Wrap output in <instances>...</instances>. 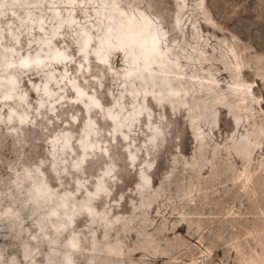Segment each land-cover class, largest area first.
I'll return each mask as SVG.
<instances>
[{"label": "rangeland", "instance_id": "obj_1", "mask_svg": "<svg viewBox=\"0 0 264 264\" xmlns=\"http://www.w3.org/2000/svg\"><path fill=\"white\" fill-rule=\"evenodd\" d=\"M40 4L39 10L33 7ZM115 9L127 14L142 11L157 24L165 37V53L183 65L187 97L195 92L196 101H175V93L161 86L165 75L150 74L141 65L151 78L144 82V72L133 68L136 59L130 55L128 66L134 74L124 80L122 57L108 55V45L115 41L110 23L120 18ZM69 15L70 25L58 24ZM38 18L41 30L34 22ZM53 27L55 39L44 47ZM81 28L87 38L76 35ZM85 44L91 53L88 72H82L92 81L87 95H95L103 108H114L122 96L127 114L132 111L134 90L135 103L150 110L153 122L164 132L163 146L151 154L155 166L142 180L139 164L130 166L121 137L113 145L105 135L101 147L110 149L109 154H98V161L87 165L86 190L77 191L69 180L64 186L50 183L54 201L63 196L68 213L55 205L57 216H51L52 204L24 206L27 198L16 187L23 180V167L46 158L45 141L69 130L67 111L80 113L71 128L77 135L89 118L104 133L112 127L97 118L98 110L89 113L87 100L60 109L57 118L63 117V122L49 127L37 121L47 132L28 125L9 134L0 125V215L18 213L15 219H0V256L5 261L15 256L20 264H66L67 256L72 264H264V0H7V6L0 0V87L5 72L19 74L2 64L7 53L15 63L23 57L31 59L42 47L44 52L53 48L63 52L66 47L82 63L79 50ZM101 60L104 66L97 64ZM65 68L75 76L78 63L56 65L58 72ZM20 71L27 72L21 76L25 90L41 82L35 72ZM193 75L201 82H206L205 77L213 82L216 100L192 85ZM101 76L103 87L92 79ZM78 83L83 87V80ZM72 92L69 98L76 99ZM36 99V93L29 91L30 102ZM140 119L142 125L147 122L144 116ZM144 141V135H137L136 147ZM109 157L119 169L120 182L109 186L110 197L91 199L88 193L95 192Z\"/></svg>", "mask_w": 264, "mask_h": 264}, {"label": "clouds", "instance_id": "obj_2", "mask_svg": "<svg viewBox=\"0 0 264 264\" xmlns=\"http://www.w3.org/2000/svg\"><path fill=\"white\" fill-rule=\"evenodd\" d=\"M4 6H7V0H4ZM37 7H43L42 4ZM75 23V22H74ZM77 36L88 37V33L83 28L76 33ZM55 39V34L44 43V47L51 45V40ZM79 43V41H76ZM35 43H40L36 41ZM44 47L36 53L31 59L23 58L13 63L9 61L7 68L16 69L19 74L9 76L5 72V81L0 90V125L8 128L9 134L13 132L19 133L21 126L31 125L39 126L43 131L47 132L48 128L44 124L37 125V121L45 122L49 127L54 123L63 122V117L57 118V113L60 109L74 108L77 103H85V99L89 103H85V107L89 113L93 110L97 111V118L111 120L113 127L107 133L102 132L96 124V120L89 118L84 124L82 133L79 135L71 131V128L79 121L80 113L75 111H67L64 115L67 116V127L69 130H61L57 132L51 139L45 141L47 148L45 149L46 158L39 159L30 167H23V180L16 182V187L21 189V194L27 199L24 201V206L34 204L37 207H43L46 204L53 203V189L50 187L51 182H55L64 186L65 180L75 184L77 191L86 190V185L90 180L85 177V169L90 162L98 161V154L108 156L109 150L101 147L102 137L108 136L111 138L112 144L115 145L116 137L119 136L125 143L126 147L123 151L128 154V159L131 161L130 166L139 164V175L143 180L148 170L155 166L154 160L151 158L152 152L158 150L164 143V132L153 122V116L143 104H136L137 93L133 90L131 112L125 114V106L123 97L117 99L114 108H103L100 101L95 95L88 96L87 89L91 87L92 81L84 79L82 72L87 73L88 56L91 55L87 51L86 44L80 48V55L83 58L82 63L73 59L68 54V49L65 47L63 52L53 48L50 52H44ZM18 55V53L16 54ZM43 55V59L41 56ZM78 63V69L75 76L68 71L67 68L63 72H58L57 64L63 65ZM100 63H104L103 60ZM21 69H28L41 78V82L32 84L29 90L22 87L21 76H26L27 72H21ZM82 70V71H81ZM134 73L126 71L123 73L124 80H128ZM114 76H119L118 73H113ZM71 76V79L69 77ZM103 76L96 79L95 83L99 87H103ZM78 79L83 80V87L78 83ZM119 83V80L115 81ZM29 91L35 92L37 99L30 102ZM77 93L76 99L69 98V92ZM143 95V94H140ZM59 106V108H58ZM5 109L7 112L5 114ZM118 109L119 114L113 115V112ZM147 116V122L141 124V116ZM49 117L57 119H49ZM164 118L161 115L160 120ZM142 128H146L147 132H143ZM137 135H144L145 141L141 147H136L135 138ZM40 141H37L39 143ZM141 153H145L144 156ZM47 170V171H45ZM119 169L111 157L103 164V171L99 173V181L96 185L95 192H89L88 196L91 199H98L101 195L110 197L112 192L109 186L114 187L120 181L117 179ZM21 174H18V176ZM51 177V180L49 179ZM25 185L28 187L25 188ZM63 207V205H60ZM51 216H56V212L52 211ZM18 217V213H8L0 215V219ZM44 216L42 219H48ZM0 264H20L15 256L5 261L3 256H0Z\"/></svg>", "mask_w": 264, "mask_h": 264}, {"label": "bare ground", "instance_id": "obj_3", "mask_svg": "<svg viewBox=\"0 0 264 264\" xmlns=\"http://www.w3.org/2000/svg\"><path fill=\"white\" fill-rule=\"evenodd\" d=\"M17 3H20V2L17 1ZM69 4H71L70 1H69ZM115 11H116V14H118V16L120 18L116 24H113L114 22L110 23V24H112L111 27L113 28V32L115 33V35H114L115 41H112L108 45V47H111V51L108 53L109 57L111 54H119L122 57V60L124 63V67H125L123 69L124 72L130 71V66H131V65L128 66L129 63L127 61V56L130 55V56L134 57L136 60H134L133 62H132L131 57H128V59H129V62H132V64H134L133 68L135 70L139 71L138 69L142 65L150 74H152L154 71H158V72L163 73L165 75V76H163V78L166 79L164 81L165 83H162L163 85H161V86H162V88L166 87L168 91L175 93L174 94V98H175L174 100L175 101H178V102L181 101L182 102L186 98L187 99L192 98L194 101H196L198 96L195 95V92L192 95L187 97L188 91H186V88H185L186 86L184 87L185 82L183 81V78H182V76H183V70H182L183 65L180 62H178V60L170 58L169 55L165 53L166 48L163 47V42L165 41V37L163 36V34H161L162 31L157 26V24L150 17H148L145 13H143L142 11H137L136 14L135 13L127 14L123 10H116L115 9ZM53 17L55 19H58V15L56 13H53ZM34 22H36L37 28L41 30L42 29V26H41L42 20L40 18H38ZM65 23L67 25H70L72 23V18L70 17V15L67 18L61 20V22H58V24H61V25L62 24L65 25ZM54 29H55V31L52 32V35L56 34V32H57V29L53 27V30ZM111 34H112V32H111ZM51 50H53V49H51ZM79 53H80V50H79ZM9 54L10 53H7L2 58V64L4 65L5 68H7V66H6L7 63L9 61H11ZM175 55H177V54H175ZM80 57H81V55H80ZM23 58H25V57H23ZM64 64H66V62ZM97 64L99 66L105 65L104 63L103 64L97 63ZM58 65H61V64H58ZM5 70H7V69H5ZM141 70H142V72H144L143 67H141ZM8 75L11 76L12 74L9 73ZM134 79L130 82L131 83L134 82L135 81ZM143 80L146 83H150L151 78H149L148 73L144 72ZM143 80L141 81V79H140V80H138V82H140L142 84V83H144ZM192 80L193 81L191 83L193 86H195L199 90L203 91L204 95H210L211 94V97H214V100H216L217 90H216V87L213 85V82H211V81L208 82V79L206 77H205L206 82H201L196 75L192 76ZM127 82H129V81H127ZM191 83H189V85ZM151 85L152 86H150V87L155 86V85L153 86V84H151ZM236 86H237V90L240 92L242 85L240 87V83H239ZM2 87H3V85L0 87L1 90H2ZM147 87H149V86L145 85L142 87V89L144 91H146ZM208 90L209 91L211 90V93H208L207 92ZM75 93L76 92L73 93V96ZM241 93H243V92H241ZM149 98H152L154 101L158 102V99L155 98V96H149ZM74 99H75V96H74ZM241 100L244 101L245 98L242 97ZM81 104L82 103H77L76 105L81 106ZM113 115H115L114 112H113ZM144 118L147 119V116L145 115ZM107 122L110 124L111 127L114 126L111 120H107ZM129 163L131 164L130 160H129ZM62 198H63V196L60 197L61 200L59 199L57 201H54V196L52 194L53 203H51L52 206L49 210V214L52 211L56 212L57 208H55V205L58 207L60 205H63V207H61L63 209L62 211L65 215H68L67 209L65 208L66 202ZM56 216H57V214H56ZM70 243H71V244H69V245H71L70 248L74 249L75 245L73 243V240H71ZM109 249L113 250V248H111V247ZM65 262H66V264H72V262L70 261V258L68 256L65 257Z\"/></svg>", "mask_w": 264, "mask_h": 264}]
</instances>
